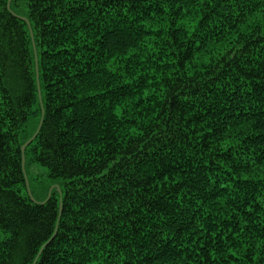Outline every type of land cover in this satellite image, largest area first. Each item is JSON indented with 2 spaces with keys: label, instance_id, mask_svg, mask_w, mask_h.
I'll return each instance as SVG.
<instances>
[{
  "label": "trees",
  "instance_id": "obj_1",
  "mask_svg": "<svg viewBox=\"0 0 264 264\" xmlns=\"http://www.w3.org/2000/svg\"><path fill=\"white\" fill-rule=\"evenodd\" d=\"M262 9L0 0V264H264Z\"/></svg>",
  "mask_w": 264,
  "mask_h": 264
},
{
  "label": "rangeland",
  "instance_id": "obj_2",
  "mask_svg": "<svg viewBox=\"0 0 264 264\" xmlns=\"http://www.w3.org/2000/svg\"><path fill=\"white\" fill-rule=\"evenodd\" d=\"M27 170H28V173L30 175V177L32 178L33 176H38L40 177V179H43V181L46 183V184H50V189L53 188L54 186H58L57 183H53L51 182L48 178H46V173H47V170L45 167L37 164V163H31L29 161L28 165H27ZM32 182L34 183V181L32 180ZM36 196L38 198H41L42 194L40 193H36Z\"/></svg>",
  "mask_w": 264,
  "mask_h": 264
},
{
  "label": "snow or ice",
  "instance_id": "obj_3",
  "mask_svg": "<svg viewBox=\"0 0 264 264\" xmlns=\"http://www.w3.org/2000/svg\"><path fill=\"white\" fill-rule=\"evenodd\" d=\"M201 3H204V0H200ZM209 4L212 3V0H207ZM258 19H249L247 21V25L256 27L259 31L260 29H264V9L261 10V12L258 14ZM243 30V29H242ZM264 34V33H262Z\"/></svg>",
  "mask_w": 264,
  "mask_h": 264
},
{
  "label": "water",
  "instance_id": "obj_4",
  "mask_svg": "<svg viewBox=\"0 0 264 264\" xmlns=\"http://www.w3.org/2000/svg\"><path fill=\"white\" fill-rule=\"evenodd\" d=\"M38 131H39V128H38L37 132L33 135V137H32L31 139H29V141H27V142L22 146L23 153H24L26 147L29 145V143H31L32 140L37 136ZM24 164H25V157H23V165H24ZM29 193H30V192H29Z\"/></svg>",
  "mask_w": 264,
  "mask_h": 264
}]
</instances>
